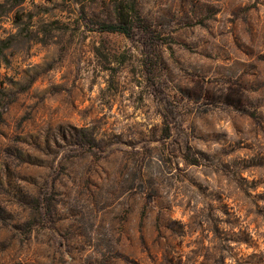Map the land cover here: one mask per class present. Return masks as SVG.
<instances>
[{
    "label": "rangeland",
    "instance_id": "obj_1",
    "mask_svg": "<svg viewBox=\"0 0 264 264\" xmlns=\"http://www.w3.org/2000/svg\"><path fill=\"white\" fill-rule=\"evenodd\" d=\"M118 1L0 0V264H264V0Z\"/></svg>",
    "mask_w": 264,
    "mask_h": 264
},
{
    "label": "trees",
    "instance_id": "obj_2",
    "mask_svg": "<svg viewBox=\"0 0 264 264\" xmlns=\"http://www.w3.org/2000/svg\"><path fill=\"white\" fill-rule=\"evenodd\" d=\"M134 0H120L115 4V14L112 18L107 20H99L98 28L101 31L107 32H119L126 36L132 34L134 24L133 15H130V11H134Z\"/></svg>",
    "mask_w": 264,
    "mask_h": 264
}]
</instances>
